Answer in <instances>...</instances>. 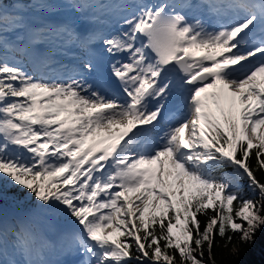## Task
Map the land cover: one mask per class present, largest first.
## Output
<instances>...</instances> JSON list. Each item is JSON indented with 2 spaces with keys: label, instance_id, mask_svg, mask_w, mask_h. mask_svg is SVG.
<instances>
[{
  "label": "snow or ice",
  "instance_id": "6c2138e0",
  "mask_svg": "<svg viewBox=\"0 0 264 264\" xmlns=\"http://www.w3.org/2000/svg\"><path fill=\"white\" fill-rule=\"evenodd\" d=\"M257 171L264 0H0V176L56 236L0 220V264H204L264 226Z\"/></svg>",
  "mask_w": 264,
  "mask_h": 264
},
{
  "label": "trees",
  "instance_id": "16d2710c",
  "mask_svg": "<svg viewBox=\"0 0 264 264\" xmlns=\"http://www.w3.org/2000/svg\"><path fill=\"white\" fill-rule=\"evenodd\" d=\"M6 2L11 3L12 0H6ZM19 2L30 3L31 0H19ZM253 166H255L254 160ZM223 171L231 172V169H224ZM255 174L261 181H264V172L257 171ZM7 184L8 181L0 176V188H6ZM6 190L14 198L0 200L1 220L5 216L9 218L5 222L14 226L20 224L17 220L20 215L29 216L32 213L42 214L37 208L36 199L26 189L20 186H13L6 188ZM231 190L239 191L240 199H259L258 193L254 194L249 190L246 180H241L239 182V188L233 187ZM260 215H264V210L260 211ZM198 218L202 221L201 227L203 228L205 218L203 216H199ZM35 222L30 220L29 225L38 229L37 223ZM229 236L232 237L231 241L228 240ZM177 260H179L178 256ZM203 261L205 264H264V226H261L256 232L253 243L243 242L240 232L233 233L229 231L223 238L215 235L211 249V257L209 256L207 244L205 243L204 245Z\"/></svg>",
  "mask_w": 264,
  "mask_h": 264
},
{
  "label": "rangeland",
  "instance_id": "374dc122",
  "mask_svg": "<svg viewBox=\"0 0 264 264\" xmlns=\"http://www.w3.org/2000/svg\"><path fill=\"white\" fill-rule=\"evenodd\" d=\"M234 187H236V186H234ZM0 220H1V218H0ZM8 220H9V218H7V217H5V219H3V221H8ZM17 220L20 224L21 223L29 224L30 220L36 221L35 223H37L38 229L41 231L48 232V234H49L50 238L53 240V242L56 241V236L51 231H49L48 226H47V222H46L43 214L39 215L38 213H32V214H29V216L28 215H20L17 218ZM57 226L61 230H64V231H71L73 229V225L71 223H69L68 221L63 220V219H61L60 221L57 222ZM57 255H58V253H54L53 258H56ZM59 258L65 260V261H74V260L82 259V257L79 255L74 256V257L62 256Z\"/></svg>",
  "mask_w": 264,
  "mask_h": 264
},
{
  "label": "clouds",
  "instance_id": "9594fccd",
  "mask_svg": "<svg viewBox=\"0 0 264 264\" xmlns=\"http://www.w3.org/2000/svg\"><path fill=\"white\" fill-rule=\"evenodd\" d=\"M235 251V249H233Z\"/></svg>",
  "mask_w": 264,
  "mask_h": 264
},
{
  "label": "bare ground",
  "instance_id": "6f19581e",
  "mask_svg": "<svg viewBox=\"0 0 264 264\" xmlns=\"http://www.w3.org/2000/svg\"><path fill=\"white\" fill-rule=\"evenodd\" d=\"M69 57H71V56H69Z\"/></svg>",
  "mask_w": 264,
  "mask_h": 264
}]
</instances>
